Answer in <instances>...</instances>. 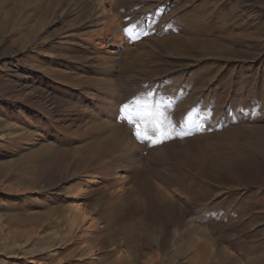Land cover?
Segmentation results:
<instances>
[{"label":"rangeland","instance_id":"obj_1","mask_svg":"<svg viewBox=\"0 0 264 264\" xmlns=\"http://www.w3.org/2000/svg\"><path fill=\"white\" fill-rule=\"evenodd\" d=\"M100 1L0 0V264H105L104 241H136L105 221L140 208L177 241L176 175L189 210L227 211L207 228L235 257L214 259L264 264V0ZM148 92L182 135L153 145L118 119Z\"/></svg>","mask_w":264,"mask_h":264},{"label":"crops","instance_id":"obj_2","mask_svg":"<svg viewBox=\"0 0 264 264\" xmlns=\"http://www.w3.org/2000/svg\"><path fill=\"white\" fill-rule=\"evenodd\" d=\"M205 153V151L203 152ZM176 177H172L173 179V188H165L162 186V182L154 178H151L150 181H154L165 188L166 192L169 194L171 201L175 206V216H170L168 219L171 224L174 222L172 229L178 231L177 233H173V235H178L177 241L171 240L164 247L157 245L154 240L149 239L146 232L150 230L149 224L145 223L141 220L140 217L147 215L148 217H154L156 210H148L146 208H140L142 216L133 215L128 218H124L127 222L122 223L121 233L129 239L131 228L129 225L133 223H137L142 221V229L139 227L134 231L135 240L136 241H125L123 242L122 237L118 234V241L116 243H112V241H104L105 249H112L110 259L106 261L105 264H182L180 263L182 260L186 259L185 264H224V262H218L214 259L216 252L218 251V247L220 246L221 251L225 253L226 257H235L231 252L232 249L229 246L222 244L216 236H214L213 232H210L207 228V225L210 227V222L218 218L219 220L225 219L226 217H222L220 215L221 212H227L226 210L219 208V203H214L212 206H209L207 209H199L197 211L189 210L185 205L180 203L181 195L180 193H185L184 191H188L187 183L192 180L188 178H183L182 175ZM212 178L208 176H203L197 179L198 185L203 184L204 186H208L209 183L212 182ZM167 183V181H165ZM181 184H184L185 189H181ZM167 185V184H166ZM181 191V192H180ZM210 197V196H209ZM206 199V198H205ZM209 199V198H208ZM199 200V199H197ZM149 211V213H147ZM162 211V210H160ZM192 211V212H191ZM230 214V210H228ZM140 213V214H141ZM191 213L193 216H191ZM163 216L164 214L161 213ZM228 214V213H227ZM218 216V217H217ZM206 217H208L206 219ZM216 217V218H215ZM132 218V219H131ZM142 218V219H143ZM193 218V221H192ZM145 219V218H144ZM183 222H180L181 220ZM133 220V221H132ZM173 220V221H171ZM106 225V221H105ZM104 225V227H105ZM119 226V225H117ZM128 226V227H127ZM205 227V228H204ZM118 228V227H117ZM156 229H164L161 225H155ZM154 229V230H155ZM208 231H207V230ZM106 232V231H105ZM142 232V233H141ZM110 230H108V233ZM179 233V234H178ZM197 233V234H196ZM147 235V236H144ZM172 235V236H173ZM148 237V239H147ZM155 237V233L153 234V238ZM150 240V241H149ZM219 242V243H218ZM134 243V244H133ZM175 245L174 254L176 256H169L170 247ZM124 247V248H123ZM165 250V253L163 251ZM148 252V253H147ZM234 253V252H233ZM117 261V262H116Z\"/></svg>","mask_w":264,"mask_h":264},{"label":"snow or ice","instance_id":"obj_3","mask_svg":"<svg viewBox=\"0 0 264 264\" xmlns=\"http://www.w3.org/2000/svg\"><path fill=\"white\" fill-rule=\"evenodd\" d=\"M135 27V25H132L124 29L132 39L137 38L133 35ZM144 34L147 35V33ZM151 95L152 93L148 92V98L141 99L138 96L129 103L123 104L119 108L118 119L127 121L134 128L136 139L148 141L153 145L162 143L174 136L182 135V133L174 131L171 117L160 110L158 105H154L150 101Z\"/></svg>","mask_w":264,"mask_h":264},{"label":"bare ground","instance_id":"obj_4","mask_svg":"<svg viewBox=\"0 0 264 264\" xmlns=\"http://www.w3.org/2000/svg\"><path fill=\"white\" fill-rule=\"evenodd\" d=\"M102 1V0H101ZM100 1V2H101ZM102 3V2H101ZM100 3V4H101ZM92 5H91V11H88L89 12V19L87 18V19H83V17H84V15H83V17H82V22H83V25L84 26H91V25H93V23L97 20V18H98V13H99V8H101L102 6V4L100 5V4H96V2L95 3H91ZM66 5V4H65ZM73 5V4H72ZM66 7V6H65ZM68 7V6H67ZM69 8V7H68ZM67 10H69V9H66V12H69V11H67ZM74 10V9H73ZM86 10H89V9H86ZM85 10V13L87 12ZM87 12V13H88ZM70 13V12H69ZM68 13V14H69ZM88 16V15H87ZM80 21V20H79ZM82 22H81V24H82ZM82 27V26H81ZM36 87H38V86H36ZM34 88V87H33ZM35 89V88H34ZM39 89V87L37 88V89H35V90H38ZM55 102V101H54ZM110 121V120H109ZM112 121V120H111ZM110 121V122H111ZM109 122V123H110ZM114 123V122H113ZM116 135V134H115ZM131 148V147H130ZM131 154H135V151H132V153ZM217 165V164H216ZM212 166L214 167V168H217L216 166H215V164H212ZM133 221V220H132ZM109 223V222H108ZM106 224V226L108 225V229H114L115 230V232L116 233H118V231L120 232V230L123 228V226H122V228H121V225H123L122 223H120V222H118L117 220H115V221H113V222H110L109 224ZM126 224V223H125ZM150 224V223H149ZM117 225H119V226H117ZM142 221H140V222H137V223H133L132 225H129L130 226V228H131V230H132V232H134L138 227L140 228V229H142L143 227H142ZM118 227V228H117ZM128 227V226H127ZM163 227V226H162ZM165 230H167V227H163ZM107 229V228H106ZM154 227H152V228H150V230L148 231V232H146L147 233V235H148V237H149V239L151 238L152 240H154L155 239V237L153 238V234H154V232H156V231H162V230H164V229H155ZM165 232V231H164ZM167 232V231H166ZM174 232V231H173ZM142 233V232H141ZM176 233H177V231H176ZM197 234V233H196ZM112 235V234H111ZM147 235H145L144 234V236H147ZM157 236V235H156ZM148 237H147V239H148ZM156 240H159V238L158 237H156ZM162 242H163V244H164V241H166L165 240V235L164 236H162ZM150 241V240H149Z\"/></svg>","mask_w":264,"mask_h":264}]
</instances>
